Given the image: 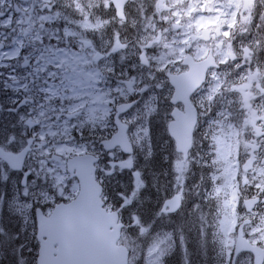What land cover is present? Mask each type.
<instances>
[{
    "label": "flooded vegetation",
    "instance_id": "flooded-vegetation-1",
    "mask_svg": "<svg viewBox=\"0 0 264 264\" xmlns=\"http://www.w3.org/2000/svg\"><path fill=\"white\" fill-rule=\"evenodd\" d=\"M60 3L67 5L65 13L74 21L70 27L80 34L77 40L81 43L88 41L79 53L78 61L81 70L87 69L83 71L80 77L82 82L78 85L81 89L80 95L86 97L80 102L88 105L83 110L84 119L88 120L90 125L94 124L97 128L106 127L107 130L92 131L91 127H86L84 141L87 147L65 150L61 165L64 171L62 172L59 168L56 174L57 179H50L46 184L52 190V185L57 182L62 183L63 186L56 188L54 197L51 193L49 197L45 196L43 202L39 199L32 201L31 221L25 231L22 230L21 215L15 213L12 204L13 197L8 192L9 183H1L2 186L7 187L2 192L7 191V194L5 197H0V229L3 230L0 234V264H22L23 259L29 264L32 262L36 264L39 246L38 218H47L57 204L67 203L78 191V183L74 175L66 171L67 159L74 155L91 154L98 158L95 175L103 187L101 197L104 205L106 196L110 198L111 182L108 177L118 168L125 176H132L133 180L137 181L136 183H142V193L146 195L145 200L150 202L147 204L148 207H155L154 202L159 198L147 195V176H143L140 171L139 180H137L136 156L138 154L135 153H140L141 148L137 142L134 143L133 139L141 135L136 127L138 123L147 130L146 133L151 139L164 136L165 133L169 136L167 125L171 120L172 111L176 118L182 116L189 120L193 118L191 146L193 151L198 138H200V148L210 146L208 143L214 130L211 127V121L212 118H219L214 123L220 121L222 124L221 135L227 146L225 157L228 160L224 165H227L228 173L226 176L223 174V177H219V181L221 180L223 184L222 187H218L219 202L212 199V205L211 201L208 202L212 195L209 185L206 187V194L203 198L200 201H193L192 194L186 196L185 182H182L181 191L177 192L174 186L176 181L172 180V190H167V195L160 200L161 203L156 204L158 208L155 207L158 210L156 217L169 218L168 227H174L175 224H179V216L182 215L188 220L187 230H189V238L193 241L194 247L199 244L198 234L205 246H214L213 243L207 244L212 239L208 234L205 237L207 230L197 229L194 225V218L188 214L195 205L203 209L207 208L215 215H219L218 211L225 208V215L230 217L226 230L231 231L229 239L231 249L233 245L250 247L252 239H259L251 235L252 228H264L261 227V217L264 216V196L258 195V186L264 187V171H262L264 170V147L254 153L250 145L251 143L261 144L264 136L257 138L256 129L251 124L246 125L245 121L256 116L258 118L256 127L264 130V119H260L264 117V92L261 91L264 87V49L254 51L257 46L253 44L256 40L254 29L249 28L247 33V28L243 26L244 22L241 24L239 15L247 6L252 7L259 3V0L253 2L245 0H155V4L153 0H124L123 3H120V0H104L102 3L97 0L91 3V14L87 19L77 15L70 3L66 4L65 0H60ZM158 4L160 5L159 10H157ZM16 5L17 0H12L11 5L7 2L4 4L2 10L6 17L14 13ZM199 16L204 17L198 20ZM255 16V14H249L251 19ZM95 17H99V20L96 21ZM16 18L13 17L14 20ZM209 19L216 23H207ZM177 21H179L178 26ZM14 26L17 32L26 27V25ZM224 32L230 35L226 36ZM4 43L6 49L17 47L11 40ZM165 45H170V47H165ZM114 48L117 49L116 53L109 55ZM245 49L252 52L250 59L246 57ZM27 51L28 49L25 48V52ZM23 56L24 52H21L18 59L0 60V64H8V67H0V144L8 136L15 135L17 143L12 145L13 149L22 147L26 139L21 135L22 131H27L25 121L19 118L21 115L25 116V120L31 118L30 109L33 110L32 116H35L38 111L36 103L32 100H38L39 97L34 85L31 84L32 76L27 75L33 66L22 67ZM99 57H104L99 64L101 77L95 75L96 61ZM141 57L147 59L148 63L145 64ZM155 57H158L156 61L153 60ZM202 61L209 65L205 79L200 87L187 95L182 87L189 85L190 78L184 75L192 69L190 62ZM251 68L254 69L253 74L259 70L258 75H254L257 80L252 77L240 79L241 73L245 70L248 74ZM112 69H115L114 73ZM194 71H199V69L194 67ZM132 77H135V87L131 89L134 94L128 95L127 81ZM170 77H173L175 85L171 83ZM240 81H243V85ZM120 82H123L122 86L126 96L123 100L117 98L119 94L112 91ZM26 83L29 85L28 89L23 87ZM217 86L219 88L215 93V98L227 97L226 101L223 100L222 106L218 100L211 99L209 103L207 101L209 97L207 95ZM240 87H243L244 93L249 94L250 108L244 107V97L238 91ZM144 88L147 90L142 92L141 89ZM226 92H228L227 96ZM257 97L259 99H256ZM114 98L116 103L113 104L111 102ZM122 103H130L132 107L117 117L116 111ZM148 107L154 109L151 114L147 111ZM109 108L114 110L112 112L114 121L122 125L131 121L130 127L125 132L132 146L131 154L124 152L118 146L107 151L101 147V143L117 131L116 122L110 121L107 117ZM220 113L224 115H217ZM234 131L236 137L232 136ZM238 134L239 139L236 140ZM231 138L235 140H230ZM4 152L9 153L7 146ZM178 155L182 157V154L175 151L177 158ZM189 159L190 154L188 161L183 160L182 162L189 164ZM0 161L3 163L6 160L0 156ZM128 161H130V166H128ZM139 161L143 168L147 166L142 157ZM30 163L31 161H25L24 166L27 167ZM12 174L20 176L18 172ZM170 184L171 179H168L167 185L170 186ZM37 188L32 189L29 195L37 193ZM68 192L72 194L70 197H65ZM175 195L180 197V206L175 212L170 213L167 211L169 207H164V203ZM253 197H256L260 203L256 207L249 208L248 201ZM188 206L190 208L186 209ZM183 209L185 213L181 212ZM145 215L148 218V212ZM242 232L249 233L247 237L249 244L247 245L244 243L245 238L242 237ZM262 246H264V241H262ZM225 258H223V264L227 263L224 261Z\"/></svg>",
    "mask_w": 264,
    "mask_h": 264
},
{
    "label": "snow or ice",
    "instance_id": "snow-or-ice-1",
    "mask_svg": "<svg viewBox=\"0 0 264 264\" xmlns=\"http://www.w3.org/2000/svg\"><path fill=\"white\" fill-rule=\"evenodd\" d=\"M11 5L12 0H0V60H14L20 57V53L24 52L22 67L32 65L30 72L27 75L32 76L31 84L34 85L35 91L38 94V100L33 99L32 102L36 103L38 111L35 116H32L33 110H29V116L25 120V116L21 115L20 120L25 121V128L27 131H22L21 135L26 137L23 146L19 149H13L12 145L17 143L15 135L8 136L5 141L0 144V156L5 151L7 146L9 154H15L18 163L9 165L7 161H3L0 166V182L6 183L9 176L13 172L20 173L19 187L22 189L20 195L28 197L30 191L34 189L38 182L47 183L50 179H57V172L63 163L65 150L71 151L76 147H87L84 141L85 128L91 127L92 131L104 132L107 128H97L94 124L90 125L89 121L84 119V109L88 106L80 101L85 100L86 97L80 95L81 89L78 85L82 82L80 77L83 71L79 68V53L87 44L85 40L82 43L77 40L80 35L78 31L73 30L70 25L74 21L67 16L65 8L67 5H62L60 0H17L14 13L6 17L5 12L2 10L5 3ZM166 6V5H165ZM207 6V5H202ZM118 7V5H117ZM160 5H157L159 10ZM17 17L15 20L13 17ZM6 17V18H5ZM207 23H216V21L209 19ZM179 21H177V26ZM14 25H26L20 32L16 31ZM10 33L11 35L7 34ZM224 35H230L224 32ZM11 40L17 47L14 49H6L5 41ZM151 47V45H149ZM170 47V45H165ZM25 48L28 49L25 52ZM117 49H113L109 55H114ZM183 52V49H181ZM232 55V53H229ZM247 58H251L252 52L245 49ZM235 59V57L233 56ZM104 57H99L96 61L97 70L95 75L101 77L102 73L99 71V64ZM123 59V58H121ZM144 63L147 64L148 60L141 57ZM0 67H8L7 63L0 64ZM242 67V66H241ZM113 73L115 69L111 70ZM259 70L256 74L258 75ZM15 79V77H13ZM123 82L117 83L112 91L119 94L117 98L126 99L124 93ZM129 88L128 95H133L131 91L135 87V77L127 81ZM25 89L29 88L26 83L23 85ZM219 86L213 88V93L218 92ZM147 89H141L146 91ZM244 96V107L250 108L248 103L249 94L244 93L243 87L238 89ZM264 92V87L261 88ZM111 94V93H109ZM209 100L213 96L208 97ZM256 99H259L258 97ZM111 103H116L114 98ZM232 103V101H229ZM132 107L130 103H122L116 111V116H120L127 112ZM114 110L109 108L107 110V117L112 122V112ZM149 114L154 109L147 108ZM224 115V113H220ZM264 119V117H260ZM258 118L253 116L251 119L246 120L245 124H251L256 129L257 138L264 136V130L256 127ZM131 121L123 125L125 132L130 127ZM111 137H109V140ZM248 146V145H246ZM253 152H258L261 147H264V141L261 144L251 143ZM101 147L107 151L111 145L107 142H102ZM25 161H31L25 167ZM251 163V161L249 162ZM264 171V170H262ZM139 176V173H137ZM259 187L258 195L264 196V187ZM41 195L46 193L41 192ZM260 201L253 197L248 201V207L253 208L258 206ZM12 204L15 213L20 214L21 201L19 195L14 194ZM32 201H25L23 207L28 211L32 209ZM167 207V204L165 205ZM176 207H179L177 203ZM172 208L171 211H175ZM134 226L138 227L140 236L147 234L148 229L143 227L138 218L133 217ZM227 225L225 221H221L220 232L226 236ZM230 230V229H229ZM0 229V234H2ZM207 233L205 232V237ZM244 243L249 244L247 237L249 233L242 232ZM251 235L259 237V239H252L250 247H237L233 245L232 249L227 252V264H264V228L253 227ZM183 241V236H181ZM226 244V241H222ZM155 248H149V256L155 251ZM186 253V245L183 247ZM165 253L161 252L157 257L156 264H162ZM133 264H138V258L134 259ZM221 264H223V253L221 254Z\"/></svg>",
    "mask_w": 264,
    "mask_h": 264
},
{
    "label": "rangeland",
    "instance_id": "rangeland-1",
    "mask_svg": "<svg viewBox=\"0 0 264 264\" xmlns=\"http://www.w3.org/2000/svg\"><path fill=\"white\" fill-rule=\"evenodd\" d=\"M257 8V9H256ZM250 12V13H248ZM255 14L256 16L252 19L249 18V14ZM204 16L197 17L198 20H201ZM239 20L243 26L247 28V33L249 32V28L254 29V36L256 37V40L253 41L254 45H257L254 49V51H262L264 49V0H259V3L251 6H247L245 10L241 11L239 15ZM252 47H250L251 49ZM158 57H155L153 60L156 61ZM252 67V66H250ZM254 69L251 68L250 72L248 74L245 73V70L243 73H241V78H248L252 77L254 78ZM257 80V78H254ZM240 84L243 85V81H240ZM213 90V89H212ZM210 91L207 96H213V99L215 101L220 102V106H222L223 100L226 101V98H215V93L213 91ZM226 92V96H227ZM242 97L243 94H242ZM207 101L209 103V99L207 97ZM210 105V104H209ZM211 106V105H210ZM215 113V112H214ZM220 115V114H217ZM219 118H212L211 121V127L213 130L212 138L210 139V142L208 143V147L206 148H200V138L197 139L198 145L194 149L193 153L190 154L189 164L186 162H182L183 159L180 155H178V158L173 155V157H170V151L167 148V141L166 136L161 135L158 138L151 139L149 135L146 133L147 130L145 128H142V124L138 123L136 127L138 128L139 133L141 134L138 138L133 139L134 143H138L141 150L140 153L135 154H141L143 157L147 158L149 157V154H151V149L154 146V141H156L159 149L158 154L161 157V162L169 163V167L172 168V165L174 167V170L171 173V184L168 186V180L165 181V184L167 185L165 190L167 192L172 190V180H175V191L179 192L182 188V182H185L186 185V196H189L192 194V200L193 201H200L203 196L206 194V187L209 185V190H211V197L208 199V202L211 201L212 205V199L219 202V198L217 197V193L219 192L218 187H222L223 184H221V180L219 181V177H223V174L226 176L228 173L226 171V167L224 163L228 162L226 159V143L221 135V132L223 130L221 129L222 124L220 121L217 123L216 120ZM214 123V124H213ZM231 125V124H230ZM232 136L236 137V132L234 131L232 133ZM241 137V135H240ZM236 140L239 139L238 137L235 138ZM230 139V140H235ZM154 140V141H153ZM231 145V144H230ZM233 146V145H232ZM201 155V156H197ZM141 157V156H140ZM187 160V159H186ZM146 161V162H145ZM188 161V160H187ZM144 163L147 164V160H144ZM2 162L0 161V166H2ZM59 168L62 169V172L64 171L63 167L60 166ZM138 172V171H137ZM209 173V176H208ZM164 175H167L166 173ZM197 176L200 180L198 181ZM205 176H207V180L204 181ZM20 176H16L11 173L9 176V179L7 183H9L8 192L12 194V197H14V194L19 195V199L21 201V223L23 224L22 230H26L28 223L31 221V211H28L26 208L23 207V203L27 201H33L34 199H39L41 202L44 201L45 196H50L52 193V197L55 195V190L58 186H63L62 183H55L52 185L53 190L50 187H47V183H40L38 182L36 187L37 193H32L31 195H28V197H24L20 195L22 189L19 187V181ZM107 179V178H106ZM134 178L130 175H124V173L120 169H115L114 173L108 177V180L111 182V186L109 188V193L111 200L115 203L117 207V210L121 211V208L124 210V216H122L123 221H127V225L125 226V232L129 234L128 241H124L121 237V241L123 244L128 246L130 249V246L132 245V248L134 249L133 257L128 261V264H131L132 259L138 258L139 262H147L148 264H156L157 259L153 260L154 258H157V255L160 254L161 249L164 248H174L177 250V252H181L180 256H184L182 259H186L184 261H187V258L185 257L186 253L183 251V247L186 245L187 248V240L185 236V231L183 230L184 225L188 222V220L184 216H179L180 221L179 224H175L173 229L170 231L168 230V222L170 221L169 218H161L160 216H153V213L150 212L151 208L144 207L142 210V183L138 182L136 183ZM153 179V178H152ZM137 180H139L137 176ZM49 182V181H48ZM0 182V193L2 195L0 196L2 198L5 197L7 194L5 189L7 187L2 186ZM173 186V187H174ZM208 191V189H207ZM41 192L46 193V195H41ZM147 194H149V189L147 188L146 191ZM72 192H68L65 194V197H70ZM9 199V198H8ZM161 202L158 201L154 203L160 204ZM210 205V203H209ZM157 206V205H156ZM225 206V205H224ZM159 207V206H158ZM188 206L186 209H189ZM225 208H222L218 211L219 215H215V213L210 212L209 209L201 208L198 205L192 206L190 209V213L188 215H191L194 218L195 226L197 229H206L207 234L212 237L210 241H208L207 244H214V246L209 245L205 246L203 242L200 240V235H197V240L199 244L196 246L198 253V257H195L194 260L197 264H221V254L223 253V258H227V252L231 250V245H229V239L231 235V231H227V235L225 236L223 232H220L221 228V221H225L226 225L228 224V220L230 217L225 215ZM148 212V218L145 215V213ZM185 213L184 209L181 211ZM133 217H136L139 219L141 225L143 227H146L148 229V232L144 236H140L138 234L139 229L138 227L134 226ZM185 229V228H184ZM227 229V228H226ZM181 236H183V241L181 240ZM189 242H191V238L188 239ZM222 241H226V244L222 243ZM193 242V241H192ZM227 246V247H226ZM149 248H155L156 250L152 253L151 256H149ZM162 252L164 250L162 249ZM202 255V256H201ZM218 258V259H217ZM225 258L224 261H227ZM217 259V260H216ZM143 263V264H144ZM189 263V262H188ZM22 264H29L26 260L23 259ZM191 264V263H190ZM227 264V263H226Z\"/></svg>",
    "mask_w": 264,
    "mask_h": 264
},
{
    "label": "water",
    "instance_id": "water-1",
    "mask_svg": "<svg viewBox=\"0 0 264 264\" xmlns=\"http://www.w3.org/2000/svg\"><path fill=\"white\" fill-rule=\"evenodd\" d=\"M253 1V0H246ZM190 62L191 71L184 76L190 78L187 92H192L203 82L207 64ZM201 71H194V67ZM175 85V82L171 80ZM184 88V86L182 87ZM175 96L173 97V100ZM173 115V113H172ZM180 117H178L179 119ZM171 121L168 125L170 136L175 142V149L187 158L192 143L194 120L187 117ZM117 131L107 142L108 150L120 147L131 153L132 147L125 135L123 125L119 122ZM8 164L19 162L16 155L4 152L1 156ZM98 158L91 154L74 155L67 159L66 171L73 173L78 182V191L67 203H59L47 217L38 218L37 240L39 242L36 264H127L128 249L118 244L122 223L118 222L116 211H107L101 199L102 186L95 179V163ZM130 166V161H128ZM180 204L178 195L164 203L168 212L177 210ZM175 210V211H176ZM237 247H241L236 245Z\"/></svg>",
    "mask_w": 264,
    "mask_h": 264
},
{
    "label": "trees",
    "instance_id": "trees-1",
    "mask_svg": "<svg viewBox=\"0 0 264 264\" xmlns=\"http://www.w3.org/2000/svg\"><path fill=\"white\" fill-rule=\"evenodd\" d=\"M166 141H167V148L170 151L169 152L170 157H173V155L175 156V151H174L172 141L169 138H167ZM196 142L194 144V149L198 145V143H196ZM158 149H159V147H158L156 141H154V146L152 147L151 154H149V157L145 158L141 154H138V157L136 159V163H137L136 168L138 170L142 171L143 176H147V178H148L147 188L149 189V194H147V195L148 196H156L157 198H159V199L155 200L156 202L160 201L162 198H164L167 195L168 191L166 192V190H165V188L167 186L165 184V181L168 179H171V173L174 170L173 165L171 168V167H169V163H166V162L160 163L161 157L158 154ZM192 153H193V149H191V151H190V154H192ZM139 155L144 160H147V166L145 168L142 167V165H141L142 163L139 161V159H140ZM196 155L201 156L198 154H196ZM165 173L167 175H164ZM205 178H206V176H205ZM197 179H198V181H202L198 178V176H197ZM104 194H105V192H104ZM145 197H146V195L143 194L142 199H141L142 200V210H143V206L148 207L147 204L150 203V202L145 200ZM105 202H106L105 205L108 209L119 208L111 200V197L108 198L106 196ZM155 207L157 208L156 205H155ZM155 207L152 206L151 210H150V212L153 213V216H155L156 212L158 211L157 210L158 208L156 209ZM121 213H122V216H124V212L122 210H121ZM187 227H188L187 224L184 225V228H185L184 231H185V236H186V240H187V253L185 254L186 255L185 257L187 258L189 263L187 261H184L186 259H182L184 256H180L181 252L178 253L176 249L168 247L166 249L162 248L164 250V253H165L163 260H162V264H190V263L191 264H197L196 261L194 260L195 257H198V253L196 252L197 247L196 246L194 247L192 240H191V242H189V240H188V238H189V232L188 231L189 230H187ZM172 229H173L172 227H168V230L171 231ZM122 239L127 242L129 239V234L123 233ZM162 249H161V252H162ZM33 254L35 255V251L33 252ZM133 254H134V249L132 248V245H131L130 246L131 258L133 257ZM158 256H160V254H158L157 257ZM155 259H157V258H154L153 260H155ZM133 262H134V259L131 260V264H133ZM143 263L144 262L138 261V264H143ZM31 264H33V262ZM144 264H148V263L145 262Z\"/></svg>",
    "mask_w": 264,
    "mask_h": 264
},
{
    "label": "clouds",
    "instance_id": "clouds-1",
    "mask_svg": "<svg viewBox=\"0 0 264 264\" xmlns=\"http://www.w3.org/2000/svg\"><path fill=\"white\" fill-rule=\"evenodd\" d=\"M97 0H65V3H70L71 7L74 11L77 12V15L83 16L87 19V17L91 14V3H95ZM100 3L104 2V0H99ZM124 0H120V3H123ZM153 3L155 4V0H153ZM95 20L98 21L99 17H95ZM92 23L93 21H89ZM104 23H107V21H104ZM245 220L247 221V217H245ZM261 227H264V216L261 217Z\"/></svg>",
    "mask_w": 264,
    "mask_h": 264
}]
</instances>
